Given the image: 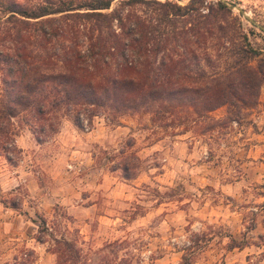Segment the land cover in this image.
Masks as SVG:
<instances>
[{"label": "rangeland", "instance_id": "obj_1", "mask_svg": "<svg viewBox=\"0 0 264 264\" xmlns=\"http://www.w3.org/2000/svg\"><path fill=\"white\" fill-rule=\"evenodd\" d=\"M223 1L264 52V32L234 7L264 25V1ZM74 115L61 113L42 133L15 118L14 146H0V264H179L183 257L190 264H264V86L238 118L227 106L212 111L208 128L201 122L184 131L164 125L170 115L152 120L102 108L81 114L78 124ZM111 170L139 185L136 199L119 206L128 207L123 220L147 216L107 233L95 217L85 225L80 197ZM222 184H230L229 194ZM89 230L96 235L87 240Z\"/></svg>", "mask_w": 264, "mask_h": 264}, {"label": "trees", "instance_id": "obj_2", "mask_svg": "<svg viewBox=\"0 0 264 264\" xmlns=\"http://www.w3.org/2000/svg\"><path fill=\"white\" fill-rule=\"evenodd\" d=\"M112 4L0 0L2 148L14 146L15 118L42 133L59 124L61 113L74 112L78 124L81 114L102 108L152 120L170 115L164 125L186 131L201 122L213 126L210 113L222 106L238 118L257 104L264 52L227 2ZM63 245L75 251L70 241Z\"/></svg>", "mask_w": 264, "mask_h": 264}, {"label": "crops", "instance_id": "obj_3", "mask_svg": "<svg viewBox=\"0 0 264 264\" xmlns=\"http://www.w3.org/2000/svg\"><path fill=\"white\" fill-rule=\"evenodd\" d=\"M175 144H185V142H183V140L177 139L175 141ZM153 147L154 146H150V148ZM115 172H116L115 170H111L107 176L104 175L102 179L97 180V182L93 183V187L89 185L88 188L90 189L88 193H86L85 196L80 197V200L87 201V204L84 207H82L84 210H86L85 212L87 213V216L85 218H89L88 220L85 219V225L89 226L90 221L95 217L96 220H98L99 224L101 223L108 224V226L104 228L105 231H107V233H109L107 229H111V230L114 229L115 231H119L122 230L121 227L123 225L121 224L130 225L132 223L138 222V220L147 216L146 213L144 216H136L135 218L130 220V222L123 220L124 214L127 213L124 208H128V207H119V206H121L120 204L129 206L130 203L133 201V199H136L134 192L135 190H137L139 185L136 182L137 180L136 178H134L132 181H127L126 179L123 178L114 177L113 175ZM221 187L224 192H226L227 194L230 193V184H222ZM29 191L31 192V189H29ZM99 195L102 196V198L100 197L101 200L103 201L102 203L97 201ZM43 196L47 197L46 195ZM105 196L112 199L109 202L111 204V208L109 209L104 208L103 205L105 204L104 202L108 201L105 198ZM41 205L42 203L39 202V206ZM6 212H8L7 209L5 213ZM79 221L80 219L76 222ZM82 231L83 229L81 230V232ZM95 232L96 231L94 230L86 231L85 232L86 234L83 237L87 240L93 239L96 235ZM16 233L18 236H22L23 238L25 236V234L22 231Z\"/></svg>", "mask_w": 264, "mask_h": 264}, {"label": "water", "instance_id": "obj_4", "mask_svg": "<svg viewBox=\"0 0 264 264\" xmlns=\"http://www.w3.org/2000/svg\"><path fill=\"white\" fill-rule=\"evenodd\" d=\"M235 9L241 13L243 15V17H245L249 22H251L253 25H255L256 27L260 28L263 32H264V25H261L260 23H258L256 20H254L248 12H246L243 7H241L240 5H235L234 6Z\"/></svg>", "mask_w": 264, "mask_h": 264}]
</instances>
